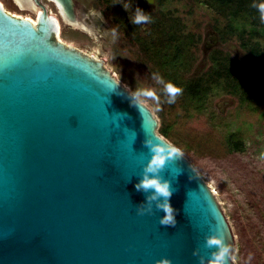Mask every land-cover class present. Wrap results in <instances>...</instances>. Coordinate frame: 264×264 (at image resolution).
<instances>
[{"label":"water","instance_id":"water-1","mask_svg":"<svg viewBox=\"0 0 264 264\" xmlns=\"http://www.w3.org/2000/svg\"><path fill=\"white\" fill-rule=\"evenodd\" d=\"M53 1L74 18L72 0ZM40 6L32 21L0 3V264H211L210 237L235 264L206 180L181 152L147 172L174 147L153 112ZM145 176L170 185L173 225L165 198L137 188Z\"/></svg>","mask_w":264,"mask_h":264},{"label":"rangeland","instance_id":"rangeland-1","mask_svg":"<svg viewBox=\"0 0 264 264\" xmlns=\"http://www.w3.org/2000/svg\"><path fill=\"white\" fill-rule=\"evenodd\" d=\"M12 13L35 17L16 0ZM261 0H168L170 30L159 47L118 39L100 25L86 33L63 26L60 37L106 67L157 120V134L184 154L222 205L235 236V264H264V21ZM167 37V38H166ZM214 39V41L212 40ZM182 89L169 102L166 84ZM194 83L203 91L190 97ZM143 93L142 95H138ZM246 143L236 151L229 135Z\"/></svg>","mask_w":264,"mask_h":264},{"label":"flooded vegetation","instance_id":"flooded-vegetation-1","mask_svg":"<svg viewBox=\"0 0 264 264\" xmlns=\"http://www.w3.org/2000/svg\"><path fill=\"white\" fill-rule=\"evenodd\" d=\"M16 1L30 10H35V17L42 9L40 4H43L46 12L58 21L59 37L63 26L86 33V30L92 31L89 23L96 26L95 23L104 25L103 22L106 21L115 29L118 39L129 40L130 44H141L147 49L154 41L152 38L155 39L154 42L158 47L161 46L162 38L166 36L171 27L167 10L162 9L168 0H72L73 19L64 15L53 0H40V4H34L32 0ZM125 4L127 8L124 7ZM137 7L149 16L148 22L140 24L132 22ZM92 11L99 15L97 19L100 24L95 20Z\"/></svg>","mask_w":264,"mask_h":264},{"label":"clouds","instance_id":"clouds-1","mask_svg":"<svg viewBox=\"0 0 264 264\" xmlns=\"http://www.w3.org/2000/svg\"><path fill=\"white\" fill-rule=\"evenodd\" d=\"M125 8H127V4L124 5ZM260 13V18L262 21H264V0H261L260 3L254 5ZM149 16L146 15L143 10H141L139 7L136 9L135 15L132 17V22L135 24H140L141 22H148ZM182 91L181 88L174 86L172 83L166 84V92L170 97V103L174 102L175 97L178 93ZM143 93H139L138 95H142ZM168 152V156L166 157L164 154V151L160 149L155 150V154L152 156L150 163L147 167V172L155 173L159 169H162L167 162V159L171 158L172 156H176L180 154V150L175 147H171L170 149L166 150ZM137 188L148 190H153L155 195H159L165 198V202L161 205H158L161 207V209L164 211L165 215L161 219V223L165 225H173L175 223V217H174V209L172 208L169 197L171 196V189L170 185L167 182H162L158 177H148L145 176L140 183L137 185ZM155 195L153 198H155ZM208 246H219V251L217 253L213 254V259L211 264H224L225 256L229 252V249L222 245V241L219 238L216 237H210L207 241ZM163 264H167V261H163Z\"/></svg>","mask_w":264,"mask_h":264},{"label":"trees","instance_id":"trees-1","mask_svg":"<svg viewBox=\"0 0 264 264\" xmlns=\"http://www.w3.org/2000/svg\"><path fill=\"white\" fill-rule=\"evenodd\" d=\"M220 1H224V0H220ZM187 91H188L190 97L196 98L197 96H199L201 94L203 89H202L201 85H199L198 83H194V84L189 85L187 87ZM229 141L236 151H243L245 149L246 143L236 133H231L229 135Z\"/></svg>","mask_w":264,"mask_h":264},{"label":"bare ground","instance_id":"bare-ground-1","mask_svg":"<svg viewBox=\"0 0 264 264\" xmlns=\"http://www.w3.org/2000/svg\"><path fill=\"white\" fill-rule=\"evenodd\" d=\"M1 3V2H0ZM2 4V3H1ZM3 5V4H2ZM32 5V4H31ZM4 6V5H3ZM16 15H18V14H16ZM19 16H21V15H19ZM26 17H28V16H26ZM28 18H30V17H28ZM31 19V18H30ZM32 21H34V19H31ZM58 31H59V27H58Z\"/></svg>","mask_w":264,"mask_h":264}]
</instances>
